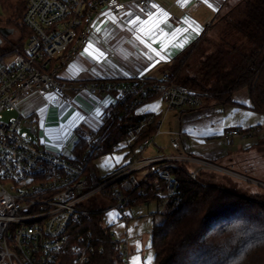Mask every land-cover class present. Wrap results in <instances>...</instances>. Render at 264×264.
<instances>
[{"label":"built area","instance_id":"obj_1","mask_svg":"<svg viewBox=\"0 0 264 264\" xmlns=\"http://www.w3.org/2000/svg\"><path fill=\"white\" fill-rule=\"evenodd\" d=\"M153 4L157 7L152 8ZM158 7L156 0H27L22 22L30 35L23 39L22 53L12 52L22 34L17 40L15 29L10 36L0 34V264H88L94 250L90 233L76 236L69 248L76 227L95 215L104 219L112 210L119 214L116 222L129 223L131 194L153 174L166 181L169 195L176 187L169 169L180 168L181 162L199 166L197 172H190L194 180L202 169L232 175L201 158L138 156L100 177L91 165L95 141L82 158H66L52 149L46 137H40L38 119L24 118L18 109L29 93L44 94L58 120L54 124L42 121L41 130L51 133L47 126L56 125L59 136L67 132L65 141L75 137L77 142L81 126L97 131L107 121L137 114L150 99L162 100L168 111L200 108L199 94L174 82L170 74L147 82L120 65V70H113L121 74L116 80L78 78L74 67L83 63L82 54L101 47L106 23L100 22V16L104 11L125 19L130 17L125 13L146 15L156 13ZM85 98L103 105L97 125L79 111L78 104ZM13 112L17 116L5 121L4 115ZM263 137L261 126L234 128L225 134L224 142L232 146L237 138ZM153 140L144 141L135 150L137 155ZM140 172L146 174L139 178ZM112 233L128 255L127 245Z\"/></svg>","mask_w":264,"mask_h":264},{"label":"trees","instance_id":"obj_2","mask_svg":"<svg viewBox=\"0 0 264 264\" xmlns=\"http://www.w3.org/2000/svg\"><path fill=\"white\" fill-rule=\"evenodd\" d=\"M26 5L27 0H0V28L22 32V44L14 45V53H22L23 39L30 35L22 22ZM221 21L226 26L217 32L218 39L208 38L218 27L213 25ZM189 48L190 55H198L197 67L185 76H180L177 67L170 75L174 82L199 94L201 107L233 105L234 94L248 88L251 109L264 115V0H242L234 10L205 27ZM154 80L158 79L145 81ZM162 118V114L131 113L122 120L107 121L97 131L79 130L74 159L85 156L94 141L97 149L92 161L125 149L134 153L144 141L154 139ZM263 143L264 138L259 140ZM245 162L238 159L237 164L224 166L239 170ZM179 165L169 169L176 182L174 194H167V183L157 174L131 194L132 206L166 201L164 221L156 224L152 233L154 264H264V190L245 193L240 180H234L239 186L232 187L227 182H208L202 174L194 180L190 165ZM89 233L94 250L88 264H127L125 248L118 247L102 215L76 227L69 248L76 236Z\"/></svg>","mask_w":264,"mask_h":264},{"label":"rangeland","instance_id":"obj_3","mask_svg":"<svg viewBox=\"0 0 264 264\" xmlns=\"http://www.w3.org/2000/svg\"><path fill=\"white\" fill-rule=\"evenodd\" d=\"M178 0H156L157 4H160L164 6V9H166L168 12H171L174 16V19H179L180 21L183 19L184 16H189L193 18L194 20H197L199 22L196 23L191 18L187 17L188 22H193L194 25L199 26V34H196L191 31V29L188 28V23L186 21L179 23L171 21L169 22L166 18H162V20L167 24V27L165 28V31L174 30V29H180L181 32L177 33L176 39L179 42L183 43V47L179 46H169L167 53H162V55H165V59H160L159 57H154L153 61H149L144 53L148 51V49L145 47L144 44L140 43L136 39V32L129 30L128 27V21L132 19L135 15L130 16L125 19L119 18L117 15L112 14L109 11H104L100 16V22L103 24V36L101 39V47H94L91 54H82V64H79V66H75L74 68L77 71L78 78L80 80H98V79H106V80H116V77L120 76V72L113 71V70H120V65H122V68L125 72L131 71L132 74L136 75V70L144 71L145 69H148L154 65V67L151 69V71L147 75H161L162 69H167L169 71L170 68H174V70L178 67L180 73V76H185L194 71V69L197 67L198 64V55L194 52L190 55V49L189 45L192 44L198 37L202 35L204 32L205 27L212 26L215 20H218L219 18L225 16L230 12L231 10H234L237 5L242 0H216L215 2L217 8L224 6L225 11L221 14L214 13L207 10L205 6L197 4V1L194 2L191 5H188L187 8H183L182 4H178ZM229 8H228V7ZM161 7V6H160ZM0 14H2V8L0 6ZM140 15L147 18V16L143 13H140ZM236 15L233 13L232 17H235ZM107 25V26H106ZM175 27H174V26ZM163 27V23L161 24ZM213 26H218L217 29L211 34L208 35V38H216L218 39L217 32H220V30L223 28L221 26H226L225 21H221L219 23H216ZM187 29V31H184ZM17 31V35L14 37L15 40L19 37V34H22L21 31L15 29ZM185 37H187L185 41ZM21 45L22 42L15 41V44ZM188 46V47H187ZM152 47L159 50L160 44L158 42L152 43ZM187 47V48H186ZM186 48V49H185ZM183 50V51H182ZM182 51V53H180ZM181 55H179V53ZM103 53V56L100 54ZM178 53V54H177ZM18 54V52H16ZM174 59L173 61H169V59ZM155 60H158L159 62H155ZM167 61V62H164ZM174 72V71H173ZM171 71L170 74L173 73ZM79 111L83 113L87 121H91L94 125H97L95 122V114L97 109L99 108L101 113L103 114L104 108L103 105L95 104L89 98H85L81 100L78 104ZM19 111L22 113L24 118H27L29 120L37 118L38 119V131L40 134V137H46L49 141L48 144L52 147L53 150H58L64 157L69 158L74 155V146L76 143L75 137H72L70 140L65 141L64 138H66L67 132H65L63 136H59L57 134V131L54 130L56 125H49L48 130H51V133L45 134L43 130H41L42 127V121L47 124H54L57 122V112L54 108H51L46 103V99L44 94L40 92L35 93H29L25 99L22 100V102L18 105ZM17 113H7L4 115V120L9 121L11 118L16 117ZM63 117V116H62ZM67 117L61 118L62 121H66ZM78 123V122H77ZM166 127L164 126L165 130ZM82 131H85L86 133L90 132V128H87L86 126H81ZM50 132V131H49ZM47 135V136H46ZM264 138V137H263ZM260 138V139H263ZM259 139V140H260ZM258 144L255 146L254 149L250 151V154L247 157H239V161L246 160V162L243 165H240L237 169L246 172L242 173L239 170H234L232 168H229L227 166L220 165L216 163L215 161H211L212 163L219 166L220 169H225L227 171H231L232 175H227L226 173H220L216 171H211L209 169H202L200 172L197 173V180L198 175L202 174L203 179H205L208 182H214V183H231L232 187L239 186V184L236 183L234 180H240V185L242 187V191L245 193H249L251 191L252 193H259L263 192L264 190V143ZM152 147L156 151L158 150L157 142L151 143ZM115 158H120L115 155ZM96 160L94 159L92 161V167H96ZM210 161V160H208ZM177 164V162H174ZM182 163V162H181ZM185 163V162H183ZM190 166L188 167L190 169V172H197L199 169V166L197 164L188 163ZM236 168V167H235ZM220 170V171H222ZM97 174L102 177V172L100 168L97 169ZM211 173V174H210ZM143 174V175H142ZM139 173L137 176L141 178L146 173ZM234 175V176H233ZM204 176H207L206 178ZM239 176V177H238ZM242 177V178H240ZM244 177L249 178V180H245ZM261 180V181H260ZM245 182V183H244ZM258 185V186H257ZM245 187V188H244ZM262 188V189H261ZM110 206L112 203L109 201ZM152 204H155L154 206H157V202H152ZM109 219V212L104 215V224L106 225Z\"/></svg>","mask_w":264,"mask_h":264},{"label":"crops","instance_id":"obj_4","mask_svg":"<svg viewBox=\"0 0 264 264\" xmlns=\"http://www.w3.org/2000/svg\"><path fill=\"white\" fill-rule=\"evenodd\" d=\"M196 1L197 4L200 5L201 3L207 10L209 9L214 13L221 14L225 11L224 6L217 8L215 4L217 2L216 0H207V3H205V0H187L182 6L185 9L188 5ZM177 2L181 4L180 0ZM208 3H211L216 10L208 7ZM160 6L157 12L166 13L167 15L164 18L169 22L173 21L174 23L176 21L182 23L185 21V18L189 17L187 15L184 16L181 20L182 22L179 19L175 20L171 12L164 9L163 5L160 4ZM135 16L146 19L140 14H135ZM191 19L194 20L193 18ZM194 21L199 24L197 20ZM180 53L179 55H181ZM170 60L173 61L174 59L172 58ZM153 67L148 68L147 71L142 70L138 72L137 69V78L141 80L160 79L163 75L170 74L171 71H174V68H170L169 71L162 69L161 75H147ZM233 101V105H210L200 108H184L171 111L167 110L162 100L156 99L148 102L139 109L137 114L163 115L162 121L158 126V133L152 142H157L158 150L156 151L154 148H151L152 145H150L137 155L136 151L129 153V150L125 149L100 157L96 160V167L97 169L98 167L100 168L103 174L102 176H106L111 174L115 169L129 164L138 156L142 159L196 157L215 161L223 166L235 165L239 157H247L250 154V151L258 144L259 139L237 138L232 146H226L224 142L225 134L234 128L243 130L255 126L264 128V115L251 109L252 102L248 88L236 92L233 96ZM244 101L250 103H243ZM156 105H158V108L150 110ZM233 111H235V115H231ZM245 112H252L254 115L245 118L243 116ZM164 126L166 129L162 131ZM115 155L120 157L119 162H117ZM97 169L96 172H98ZM154 205L151 202L132 206L129 210L131 216L129 223L116 222V218L119 215L118 212L115 210L109 212L114 214V218L112 223H109L108 219L106 225L110 226L118 239L127 245V264H132L133 258L137 256L140 258L138 264H145L149 255L153 258L151 264L155 262V251L152 248V233L156 224L163 223L167 207L166 201L157 202V206ZM137 244H139V251H137Z\"/></svg>","mask_w":264,"mask_h":264},{"label":"snow or ice","instance_id":"obj_5","mask_svg":"<svg viewBox=\"0 0 264 264\" xmlns=\"http://www.w3.org/2000/svg\"><path fill=\"white\" fill-rule=\"evenodd\" d=\"M181 4L183 5L184 3L187 2V0H180ZM205 3H207V0H205ZM156 5H152V8H156ZM208 7L213 8V10H216L211 3H208ZM143 12L144 9H141ZM125 15L132 16L133 14L131 12L125 13ZM167 14L163 12H149L146 14L147 18L146 19H141L140 16H134L132 19L128 21V27L129 30L135 31L136 32V39L140 41V43L144 44L145 47L148 49L144 55L149 61H153L154 57H159L160 59H165L166 56L162 55V53H167L168 47L172 46H179L183 47V43L177 41L176 36L177 33L181 32L180 29H174V30H169L165 31V28L167 27V24L162 20L163 17H165ZM185 21L188 23V28L191 29L192 32L199 34V26L194 25L193 22H188L187 18H185ZM163 23V27L161 24ZM184 31H187L185 29ZM187 37H185L186 41ZM158 42L160 44L159 50L155 49L152 47V43ZM91 43L88 45V47H91ZM87 48L85 49V52H87ZM103 56V53L100 54ZM155 62H159L158 60H155ZM154 66V65H153ZM148 69H145L147 71ZM243 103H250L247 101H244ZM158 108V105L153 106L150 110H155ZM231 115H235V111L231 113ZM254 115L252 112H245L243 113V116L245 118L251 117ZM102 116V113L100 109L98 108L95 114V118L98 121ZM221 123H223L221 121ZM117 162H119V158H117ZM114 214L109 213V223L113 222ZM150 247V246H149ZM137 251H139V244H137ZM139 257H134L132 260V264H138L139 262ZM152 256L149 255L145 261V264H151L152 261Z\"/></svg>","mask_w":264,"mask_h":264},{"label":"water","instance_id":"obj_6","mask_svg":"<svg viewBox=\"0 0 264 264\" xmlns=\"http://www.w3.org/2000/svg\"><path fill=\"white\" fill-rule=\"evenodd\" d=\"M14 29L13 28H7V27H1L0 28V34L7 37L10 36L11 34L14 33Z\"/></svg>","mask_w":264,"mask_h":264}]
</instances>
